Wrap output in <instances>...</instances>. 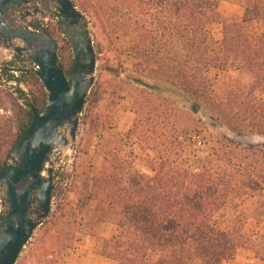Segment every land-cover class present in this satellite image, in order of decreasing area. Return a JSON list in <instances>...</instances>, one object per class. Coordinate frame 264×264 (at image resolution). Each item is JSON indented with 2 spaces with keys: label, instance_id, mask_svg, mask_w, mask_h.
Here are the masks:
<instances>
[{
  "label": "trees",
  "instance_id": "obj_1",
  "mask_svg": "<svg viewBox=\"0 0 264 264\" xmlns=\"http://www.w3.org/2000/svg\"><path fill=\"white\" fill-rule=\"evenodd\" d=\"M113 1L111 25L139 59L123 69L128 83L142 88L128 136H136L153 174L108 152L105 175L54 171L52 201L82 181L87 198L98 202L93 221L118 229L114 238L97 237L95 253L117 264H225L243 248L264 261V231L248 236L240 208L245 198L254 199L253 218L264 223V143L241 144L225 133L264 138V0H227L244 9V22L262 23L259 35L224 16L221 0ZM211 23L221 27L218 43L207 31ZM57 49L70 82L73 59L65 65L59 43ZM229 69L249 75L250 85L220 97L210 73ZM21 83L33 88L17 89L18 133L0 170L30 127L31 108L40 112L48 101L38 76L25 74ZM202 124L222 132L209 151L192 147Z\"/></svg>",
  "mask_w": 264,
  "mask_h": 264
},
{
  "label": "rangeland",
  "instance_id": "obj_2",
  "mask_svg": "<svg viewBox=\"0 0 264 264\" xmlns=\"http://www.w3.org/2000/svg\"><path fill=\"white\" fill-rule=\"evenodd\" d=\"M73 2L88 20L97 65L94 84L80 115L76 143L63 152L54 171L59 173L64 169L68 172L75 170L77 174L87 177L105 175L109 169L106 154L117 152L123 158H131L138 171L152 175V170L143 161L141 144L137 142L136 136H128L138 113L142 88L129 84L124 75L123 69H131L139 59L124 34L114 30L111 25L110 17L115 2ZM219 10L224 16L241 22L246 33L259 35L263 32L260 21H243L244 9L240 5L221 0ZM46 29L59 41L57 43L61 47L63 61L68 65L71 58L74 59V53L72 47L65 44L64 39L67 37L61 33L57 24H48ZM207 31L215 43L220 41L221 27L218 24H209ZM4 73L5 71L2 74ZM24 75L19 74L17 77L8 73L6 77L9 81L0 85V163L11 151L18 133L13 119L15 99L20 95L17 89L27 94L33 88L31 83H21ZM210 75L214 81V92L220 97L226 96L230 89H248L251 81L249 75L233 69L225 72L212 70ZM183 111L187 117L197 119L191 111ZM220 133L222 132L210 124H202L197 134L192 135V147L198 151H209L216 145ZM225 133L241 144L264 143L261 136L239 135L229 131ZM97 204V201L87 198L82 181L69 185L60 200L52 201L49 217L34 231L16 264H108L103 259L94 261L86 237V234L92 236L95 233L97 224L92 217ZM254 205L256 204L252 198H245L240 207L242 218L246 222V234L252 239L264 231L253 218ZM106 231L107 236L118 234L115 227L107 226Z\"/></svg>",
  "mask_w": 264,
  "mask_h": 264
},
{
  "label": "water",
  "instance_id": "obj_3",
  "mask_svg": "<svg viewBox=\"0 0 264 264\" xmlns=\"http://www.w3.org/2000/svg\"><path fill=\"white\" fill-rule=\"evenodd\" d=\"M17 1L0 0L1 20ZM58 2L61 8L56 15L74 53L70 82L58 56L57 43L44 28H39L38 33L5 32L2 44L21 62L37 65V70H26V74L40 78L48 101L40 112L31 108L32 123L0 170V264H16L34 231L49 217L55 166L63 152L76 143L80 115L95 81L97 58L88 20L72 0Z\"/></svg>",
  "mask_w": 264,
  "mask_h": 264
},
{
  "label": "flooded vegetation",
  "instance_id": "obj_4",
  "mask_svg": "<svg viewBox=\"0 0 264 264\" xmlns=\"http://www.w3.org/2000/svg\"><path fill=\"white\" fill-rule=\"evenodd\" d=\"M58 1L59 0H18L17 3L13 4L8 9V14L5 15L2 20L0 19V67H3L5 64H27L21 62L20 58L12 50L2 45L6 38L5 32L12 33L18 30H26L32 33H38L41 27L46 30L48 24L60 25L56 15L61 8ZM14 43L19 47H24L20 42ZM2 73H0V77L7 83V81H9L6 77L7 75Z\"/></svg>",
  "mask_w": 264,
  "mask_h": 264
},
{
  "label": "crops",
  "instance_id": "obj_5",
  "mask_svg": "<svg viewBox=\"0 0 264 264\" xmlns=\"http://www.w3.org/2000/svg\"><path fill=\"white\" fill-rule=\"evenodd\" d=\"M252 200L256 204V201L254 199H252ZM254 207H255V205H254ZM107 226L117 228L113 224L98 223L95 227V233L92 236H89L88 234H86V237L89 241L88 246L92 249V256L94 257L95 262H98L100 259H103L108 264H117V262H115L113 260L106 259V258L99 256L95 253L97 237L111 239V238H114L115 236H117V234L115 236H113V235H109L110 237L107 236L106 235V232H108V231H106ZM259 227L264 228V223L262 225H259ZM229 262L230 263H228V264H264V261L257 259L251 250L244 249V248L239 249L237 252L236 258L232 261H229Z\"/></svg>",
  "mask_w": 264,
  "mask_h": 264
},
{
  "label": "built area",
  "instance_id": "obj_6",
  "mask_svg": "<svg viewBox=\"0 0 264 264\" xmlns=\"http://www.w3.org/2000/svg\"><path fill=\"white\" fill-rule=\"evenodd\" d=\"M27 64H15V65H11V64H5L3 67H0V72L1 71H5V74L7 75L8 73L9 74H14L15 76H19V74H22V73H26V70H31V69H35L37 70V65L33 62H25ZM16 69H22L24 70V72H20ZM1 75V74H0ZM0 81H4L5 80L3 78L0 77ZM2 198H1V193H0V215H1V212H2Z\"/></svg>",
  "mask_w": 264,
  "mask_h": 264
}]
</instances>
